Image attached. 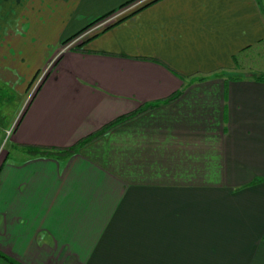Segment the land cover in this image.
<instances>
[{
	"label": "crops",
	"instance_id": "crops-1",
	"mask_svg": "<svg viewBox=\"0 0 264 264\" xmlns=\"http://www.w3.org/2000/svg\"><path fill=\"white\" fill-rule=\"evenodd\" d=\"M127 1L0 0L2 83L23 96L60 56L0 158V264H264V81L245 69L264 13L155 0L84 50L61 48ZM149 102L70 155L23 151Z\"/></svg>",
	"mask_w": 264,
	"mask_h": 264
},
{
	"label": "trees",
	"instance_id": "trees-1",
	"mask_svg": "<svg viewBox=\"0 0 264 264\" xmlns=\"http://www.w3.org/2000/svg\"><path fill=\"white\" fill-rule=\"evenodd\" d=\"M155 0H148L147 2H145L144 4L132 9L131 11L123 14L122 16H120L119 18H117L114 22H112L111 24L107 25V26H104L103 28H100L98 30H96L95 32L87 35L84 39L80 40V41H77V42H73L69 45H67L66 47H64L67 42L69 40H71L73 37H75L79 32H81L84 28H86L89 24L95 22L96 20L104 17L106 14L100 16L99 18L95 19L94 21L90 22L89 24H87L85 27H83L82 29L78 30L77 32H75L74 34H72L71 36L67 37L66 39H64L62 42H61V48H68V49H75V50H84V45L86 44V42L94 37L95 35H97L99 32L105 30L106 28L116 24L117 22H119L120 20L126 18L127 16H129L130 14H132L133 12H135L136 10H138L139 8L145 6V5H148L149 3L153 2ZM260 8V10L264 13V8H263V5L261 3V0H255ZM128 2V1H127ZM126 3V2H125ZM124 3V4H125ZM123 5V4H122ZM113 11V10H111ZM110 11V12H111ZM108 14V13H107ZM59 54L57 55V57L52 61L51 63V68L56 64L57 60L59 59ZM50 68V67H49ZM47 68L42 76V79L41 81L37 84V87L36 89L39 87L40 83L43 81V79L46 77V75L49 73L50 69ZM39 69H37L32 77L30 78L28 84H27V87L29 86V84L32 82V80L35 78V76L37 75ZM253 77L257 80H260V81H264V73H254L253 74ZM35 89V90H36ZM179 92L176 91L174 92L173 94H171L167 99H172L173 97H175ZM154 105V103L152 102H149V103H145V104H142L138 109L130 112V113H127V114H122V115H119L117 117H115L113 120L107 122L106 124H104L103 126H101L100 128H98L97 130L87 134L86 136L82 137L81 139L77 140L76 142H74L73 144L71 145H68V146H65V147H54V146H35V145H24L23 146V151H25L26 153H30V154H40V155H53V156H61V157H64V156H67V155H70L71 153L75 152L77 150V148L82 144L84 143L85 141H88L90 140L91 138L107 131L109 128H111L112 126L116 125L117 123H119L120 121H123L133 115H135L136 113L146 109V108H149V107H152ZM0 256L6 258V256L2 253H0ZM12 264H15V262H11Z\"/></svg>",
	"mask_w": 264,
	"mask_h": 264
},
{
	"label": "rangeland",
	"instance_id": "rangeland-1",
	"mask_svg": "<svg viewBox=\"0 0 264 264\" xmlns=\"http://www.w3.org/2000/svg\"><path fill=\"white\" fill-rule=\"evenodd\" d=\"M111 12H108V14ZM260 49L261 52L258 53L257 56H253L255 58L254 59L251 58V61L248 62L249 64L246 65L245 69L249 68L250 72L264 73V43L262 46H260ZM51 63L52 61L46 66H44V68L39 69L37 75L29 84L23 96L22 94H19L17 90H14L13 88L9 87L6 83L4 82L2 83L0 81V158L3 156L4 150L6 149L10 150L11 141L9 140L8 136L10 135L20 112L22 111L21 109L24 107V105L27 103V101H29V99L36 91L35 88L33 92H30L32 91L31 89L32 86L35 85V87H37L38 84L36 83V80L38 78L37 76H39L44 70L49 68ZM52 68L50 66L49 69L51 70ZM21 99L22 102H20ZM9 129L11 130L7 133L8 135H6V132Z\"/></svg>",
	"mask_w": 264,
	"mask_h": 264
},
{
	"label": "built area",
	"instance_id": "built-area-1",
	"mask_svg": "<svg viewBox=\"0 0 264 264\" xmlns=\"http://www.w3.org/2000/svg\"><path fill=\"white\" fill-rule=\"evenodd\" d=\"M147 1L148 0H130V1L126 2L125 4L121 5L119 8L112 11L111 13H109V14L105 15L104 17L96 20L95 22L89 24L86 28H84L81 32H79L75 37H73L71 40H69L64 47H66L67 45H69L73 42H77V41L84 39L87 35L95 32L96 30H98L100 28H103L104 26H107L108 24L114 22L117 18H119L123 14H125V13L131 11L132 9L144 4ZM44 72H45V70L39 76H37L38 78L36 80V83L40 82ZM35 88H36L35 85L32 86V88H31L32 91H30V92H33V90ZM10 130L11 129L7 130L6 135H8L7 133Z\"/></svg>",
	"mask_w": 264,
	"mask_h": 264
},
{
	"label": "flooded vegetation",
	"instance_id": "flooded-vegetation-1",
	"mask_svg": "<svg viewBox=\"0 0 264 264\" xmlns=\"http://www.w3.org/2000/svg\"><path fill=\"white\" fill-rule=\"evenodd\" d=\"M50 66H51V65H50ZM50 66H49V67H50Z\"/></svg>",
	"mask_w": 264,
	"mask_h": 264
}]
</instances>
